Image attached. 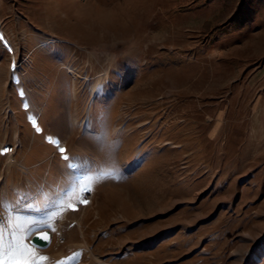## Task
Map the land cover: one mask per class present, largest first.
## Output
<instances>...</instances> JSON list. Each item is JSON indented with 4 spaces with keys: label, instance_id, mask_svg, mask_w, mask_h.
Returning a JSON list of instances; mask_svg holds the SVG:
<instances>
[{
    "label": "rangeland",
    "instance_id": "rangeland-1",
    "mask_svg": "<svg viewBox=\"0 0 264 264\" xmlns=\"http://www.w3.org/2000/svg\"><path fill=\"white\" fill-rule=\"evenodd\" d=\"M89 5L116 9V0H0L14 49L0 43V150L18 142L12 157L23 166L36 153L30 171L0 154V226L37 218L68 190L52 136L64 155L90 160L93 198L80 205L75 192L53 209L45 264L76 252L66 264H97L93 255L104 264H264V0H124L132 18L114 39L83 12ZM106 71V92L92 101ZM20 89L43 113L23 108ZM48 169V185L66 188L24 207L33 173Z\"/></svg>",
    "mask_w": 264,
    "mask_h": 264
},
{
    "label": "snow or ice",
    "instance_id": "snow-or-ice-1",
    "mask_svg": "<svg viewBox=\"0 0 264 264\" xmlns=\"http://www.w3.org/2000/svg\"><path fill=\"white\" fill-rule=\"evenodd\" d=\"M87 5V0H85ZM126 3H131V0H126ZM125 9H107L98 6L89 5L83 9L85 14L95 22V26L100 31L101 36H113L115 31L111 30V25L117 23L125 14ZM115 37L113 36V39ZM0 43L9 54L14 52V49L9 45L3 33H0ZM17 67L16 60L13 59L11 68L13 71V78L15 79V69ZM18 83V81H16ZM19 97L23 101V108L27 110L29 103L24 100L25 92L23 89L19 91ZM27 119L31 122L32 127L36 133H41L42 129L38 126L37 120L33 115H29ZM88 121H85L87 126ZM102 138L106 135L102 133ZM47 140L50 144L56 145L61 154V159L67 162L68 176L70 180L68 190L58 200H53L45 205V209L41 211L36 208L40 213L37 218H32L23 215L10 216L7 220V227L0 226V264H45L49 260L46 255H41L40 251L50 245L52 235L57 233L58 229L54 223H50L54 217L57 216V211L53 209H62L64 207V199L70 197V194L79 192L82 195L77 198V203L80 205L89 204L88 196L91 195L92 189L85 186L84 181L89 178L88 174L91 171L89 159H82L79 157L70 158L64 155L66 149L60 147V140L52 136H48ZM11 149L8 147L0 150V154H7ZM77 161V162H74ZM109 174L119 175V168L115 162L109 161ZM3 190L0 189V199H3ZM23 201H17V209ZM6 207L11 209V205L6 204ZM28 209L33 208V204L28 203L24 205ZM71 211H77L76 204H69ZM81 254L79 252L66 257L64 260L56 261L55 264H66L68 261L76 260ZM257 264H260L258 259Z\"/></svg>",
    "mask_w": 264,
    "mask_h": 264
},
{
    "label": "crops",
    "instance_id": "crops-1",
    "mask_svg": "<svg viewBox=\"0 0 264 264\" xmlns=\"http://www.w3.org/2000/svg\"><path fill=\"white\" fill-rule=\"evenodd\" d=\"M27 24V23H26ZM0 29H1V31L5 34V36L7 37V41L9 42V43H12L11 42V39H12V37L10 36V34L7 32V30H6V32H5V29H4V26H3V22H0ZM25 33H27V32H32V31H35V30H33V29H31V27H29L28 25L27 26H25V29L23 30ZM11 35L13 36V39H14V34H13V32H11ZM13 44V43H12ZM15 44V43H14ZM32 101H33V104L34 105H36L37 106V101H35V99L33 98L32 99ZM24 124V123H23ZM31 155L33 154H36V153H34L33 151H32V153H30ZM31 155H29L28 157H26V159H25V164H24V167H25V169L26 170H29L30 171V169L32 168V167H36V164H34V163H31V161H32V158L35 156H31ZM38 166V165H37ZM50 173H51V169H48V170H45L44 171V174H42L41 175V173L39 174V170H36L34 173H33V175H32V181H31V179H30V186L29 187H27L28 189L29 188H31V190L33 191L32 192V194L30 195V196H28V198L26 199V204H28V203H33V202H35V201H37L38 199H39V196L40 195H42V196H44V195H46V197L48 198V197H50L51 196V192L50 193H48L47 192V189H49L50 191H52V190H54V189H63L64 190V188H66V183H62V182H60V181H56V183H52V185H48V182H47V180H48V177H49V175H50ZM61 184H63V187H61ZM41 191V192H40ZM43 191L46 193V194H44L43 193ZM53 195V194H52ZM36 196V199H33V197H35ZM41 209V208H40ZM3 215V214H2Z\"/></svg>",
    "mask_w": 264,
    "mask_h": 264
},
{
    "label": "bare ground",
    "instance_id": "bare-ground-1",
    "mask_svg": "<svg viewBox=\"0 0 264 264\" xmlns=\"http://www.w3.org/2000/svg\"><path fill=\"white\" fill-rule=\"evenodd\" d=\"M54 43H57V41H55V40H52V39H50V41L49 42H45L43 45H48V44H54ZM59 43V42H58ZM61 43V42H60ZM42 45V46H43ZM14 56V55H13ZM118 70V69H117ZM72 72H73V70H72ZM74 73V75H75V72H73ZM119 75L120 74H122V71L121 70H118V72H117ZM110 72H107L106 71V73L105 74H103L102 75V77L100 78V80L98 81V83L93 87V89H92V101L94 100V98L95 97H97V96H101V95H104L105 94V92H106V83H107V81H110L111 80V76H110ZM75 90V89H74ZM32 97L30 96V97H28V100H29V102L31 101L30 99H31ZM30 106V110H35V111H37L38 113H40V112H42V109H41V107L39 106V108H38V106H36V105H33L32 103L29 105ZM43 113V112H42ZM84 127H89L90 128V123L88 122L87 123V126H85V122H84ZM18 135H16V137H17ZM19 137V136H18ZM17 144H18V142H17ZM19 145V144H18ZM60 147H64V144H61V145H59ZM8 154V153H7ZM8 156H11V157H9V160H8V162H6L7 163V166H8V168H12V166L13 165H20L23 169H25V167L22 165V164H20V163H18L16 160H14L13 159V157L12 156H14V155H9L8 154ZM16 165V166H17ZM9 170V169H8ZM10 171V170H9ZM26 171V170H25ZM6 189V188H5ZM5 194L7 193L6 192V190H4L3 191ZM42 211V210H41ZM35 214H38V215H40V213L39 212H37L36 211V213ZM1 217H0V221H1ZM60 230H61V234H62V238H65L67 235H69V234H67L68 233V227H66L65 225H63L62 223H60ZM71 227V226H70ZM70 229V228H69ZM71 231V230H70ZM53 236V235H52ZM67 238V237H66ZM83 244V243H82ZM51 245V244H50ZM90 250V249H89ZM87 252V251H86ZM90 252H91V250H90ZM94 254V252L92 253L91 252V255H93ZM93 257H94V262L95 263H97V264H104V262L100 259V258H98V255L97 256H94L93 255ZM92 258V257H91Z\"/></svg>",
    "mask_w": 264,
    "mask_h": 264
},
{
    "label": "clouds",
    "instance_id": "clouds-1",
    "mask_svg": "<svg viewBox=\"0 0 264 264\" xmlns=\"http://www.w3.org/2000/svg\"><path fill=\"white\" fill-rule=\"evenodd\" d=\"M123 2L124 0H116V10L120 9V6ZM125 10V14L122 16V18L117 23L111 25V30L118 31L128 25L133 13L130 7L126 8Z\"/></svg>",
    "mask_w": 264,
    "mask_h": 264
},
{
    "label": "built area",
    "instance_id": "built-area-1",
    "mask_svg": "<svg viewBox=\"0 0 264 264\" xmlns=\"http://www.w3.org/2000/svg\"><path fill=\"white\" fill-rule=\"evenodd\" d=\"M8 148H10L11 150L8 152L9 155H14L16 152H17V149L19 148V145L17 143L9 146ZM92 198H93V195H89L88 196V199H89V202L92 201Z\"/></svg>",
    "mask_w": 264,
    "mask_h": 264
},
{
    "label": "water",
    "instance_id": "water-1",
    "mask_svg": "<svg viewBox=\"0 0 264 264\" xmlns=\"http://www.w3.org/2000/svg\"><path fill=\"white\" fill-rule=\"evenodd\" d=\"M52 241H53V236H52V239H51V243H52ZM51 243H50V244H51ZM49 246H50V245H48L47 247H49ZM47 247H45V248H43V249H46Z\"/></svg>",
    "mask_w": 264,
    "mask_h": 264
}]
</instances>
